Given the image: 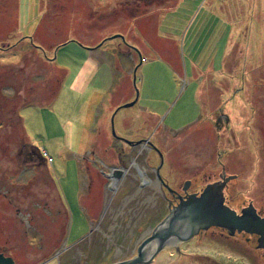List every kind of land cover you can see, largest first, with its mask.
Wrapping results in <instances>:
<instances>
[{
    "label": "rangeland",
    "instance_id": "374dc122",
    "mask_svg": "<svg viewBox=\"0 0 264 264\" xmlns=\"http://www.w3.org/2000/svg\"><path fill=\"white\" fill-rule=\"evenodd\" d=\"M102 43L130 77L84 105L69 86ZM20 148L38 159L19 164ZM222 170L225 204L264 215V0H0V253L130 260L186 181ZM218 231L148 264H264Z\"/></svg>",
    "mask_w": 264,
    "mask_h": 264
},
{
    "label": "water",
    "instance_id": "95a60500",
    "mask_svg": "<svg viewBox=\"0 0 264 264\" xmlns=\"http://www.w3.org/2000/svg\"><path fill=\"white\" fill-rule=\"evenodd\" d=\"M134 102L124 105L123 108L132 107ZM112 123L113 117L111 128L114 134ZM234 178L235 176H231L208 185L199 195H188L186 191L189 182H185L183 191L186 195L178 197V204L169 210L168 215L151 232V236L138 247L136 256L117 264H148L165 248L176 247L212 227L227 230L230 234H256L259 237L258 247L264 248V218L251 205L237 214L224 203L222 190L226 182ZM149 244L154 247L147 253ZM0 264L15 263L12 258L0 253Z\"/></svg>",
    "mask_w": 264,
    "mask_h": 264
},
{
    "label": "crops",
    "instance_id": "0c3cea01",
    "mask_svg": "<svg viewBox=\"0 0 264 264\" xmlns=\"http://www.w3.org/2000/svg\"><path fill=\"white\" fill-rule=\"evenodd\" d=\"M125 42L127 43L126 40ZM104 44L105 43H102L100 44V46L88 50V60L90 63H92V65H90V71L86 73L82 70H79L77 72V76L75 75L78 80H72L69 86L70 91L74 92V96L77 97V100L82 102L84 105L90 103L91 99H93L96 92L109 91L113 87L115 75H125V78L130 77V72L127 71L123 73V75H121L118 71H116V65L110 64L108 62V58H112L113 54H109L107 56L106 53L102 51V49L100 50V48H103ZM126 45L125 46L131 50V46L129 44ZM100 51H102V53H100ZM127 56H130V53H128ZM135 100H137V93ZM68 137L69 139L71 137L70 127L68 129Z\"/></svg>",
    "mask_w": 264,
    "mask_h": 264
},
{
    "label": "flooded vegetation",
    "instance_id": "af4514ba",
    "mask_svg": "<svg viewBox=\"0 0 264 264\" xmlns=\"http://www.w3.org/2000/svg\"><path fill=\"white\" fill-rule=\"evenodd\" d=\"M228 118L224 115V114H221L219 113L216 117H215V120H214V127L217 129H219L220 127L223 128V129H227V124H228ZM21 147V146H20ZM19 155V158L18 157H15V160L18 162V163H26V164H31V162L35 159H38L37 158V155H30L29 152H27L24 148H20L19 149V153L17 154ZM16 155V156H17ZM231 176H234V175H230V174H226L225 176V172H223L222 170V173L219 177L218 180H216L215 182L218 183V182H221L222 179H226L228 177H231ZM233 180H236V178L234 179H231L229 180L228 182H226V184L224 185V188L222 190V194L224 193V191L227 189V187L229 186V183ZM186 182H189L187 184V191L186 193L188 195H191V194H197L199 195L202 190L198 191V192H190L189 189L191 187V182L190 181H186ZM186 183L183 184L182 186V194H178V195H172V197L174 198V200H169L167 201V206H168V209L170 210L171 208H173L175 205L178 204V197H184L186 195V193L183 191V187ZM212 184V183H210ZM208 184V185H210ZM224 198V197H223ZM224 203H225V200H224ZM226 205V204H225ZM64 207V205H63ZM229 207V206H228ZM65 208V207H64ZM230 208V207H229ZM232 209V208H231ZM244 209V208H243ZM242 209V210H243ZM234 210V209H232ZM240 210V212L242 211ZM235 211V210H234ZM237 214H240V212H237L235 211ZM257 213V212H256ZM260 217L264 218V215L263 214H259L257 213ZM263 215V216H262ZM215 229H218V235L215 236L218 240H221L223 242H227V243H234V241H238L239 242V249L240 250H243V249H247L248 251H251V252H254L256 255H258V258H260L262 261H264V248H260L258 247V241H259V237L258 235L256 234H249V233H245V232H235L234 234H230L227 230H223V229H220V228H215ZM204 233V231H201L199 232V234L195 237H199L200 235H202ZM192 238V240L195 239ZM237 245V244H235ZM178 246V245H177ZM176 248L178 250V248ZM65 251H68V250H65ZM63 252V251H62ZM226 264H227V261H226Z\"/></svg>",
    "mask_w": 264,
    "mask_h": 264
}]
</instances>
